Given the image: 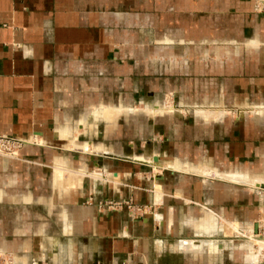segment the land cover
<instances>
[{"label": "crops", "instance_id": "crops-1", "mask_svg": "<svg viewBox=\"0 0 264 264\" xmlns=\"http://www.w3.org/2000/svg\"><path fill=\"white\" fill-rule=\"evenodd\" d=\"M140 56L194 73L176 85L182 106L187 89L197 98L189 117L151 126L163 146L138 153L109 139L137 119ZM5 135L28 142L0 155V264H264L250 244L264 220L256 0H0ZM92 195L156 205L133 218L85 204Z\"/></svg>", "mask_w": 264, "mask_h": 264}, {"label": "rangeland", "instance_id": "rangeland-1", "mask_svg": "<svg viewBox=\"0 0 264 264\" xmlns=\"http://www.w3.org/2000/svg\"><path fill=\"white\" fill-rule=\"evenodd\" d=\"M264 1L261 0H256V11L257 12H264ZM141 35L143 34V32H140ZM144 34H146L144 32ZM146 44V43H145ZM189 62L191 61L190 65H194L196 63V57H191L188 58ZM140 79L139 81L141 82L142 86H141V100L140 102L137 104V110L135 111V115L137 117V119L134 120H129L130 117H128V115H124L123 119L121 121H119L120 123L118 125H120L121 128H123L122 130V134L121 135H115V136H111L114 132L110 131V139L109 142L111 143H115L118 146H120L121 148H123L124 150H128V148L131 146V144L133 145L134 149L136 152H141L143 150V148L147 147V146H152V145H156V147L159 146H163L165 142L164 138L162 139V141H159V137L154 138V134H152L151 132V126L153 128L155 123H159L160 126H162L161 128L163 129L162 131L164 132L165 128L171 126L170 123H172L171 121H174L175 119H178L179 116H186L189 117L192 113H194V103H196V95H195V88L193 89V92L190 90H186V94L188 97L189 103L185 106V105H181V87H177V82L176 81H184V80H188L191 82H195L196 77L194 75V73H190L187 72V75L184 77L183 75L179 74L178 71L181 70L180 65H173V67L168 64L167 67L165 66H158L155 63H150L148 62V58L145 57H141L140 56ZM188 62V61H187ZM190 67V66H189ZM152 69V72L149 74V70ZM164 75V80L161 77V75ZM168 76L166 77L165 75ZM164 84H168L171 85V88H166L164 87ZM180 86V84H179ZM173 87V88H172ZM176 87V88H175ZM183 92H185V90H182ZM112 93V95H114V97H119V91L118 90H109V95ZM186 94H184V97L186 96ZM129 92L125 91L124 93V97H129ZM159 102L161 103V106H172L173 107V111H166L165 112H171L172 114H165V115H157V116H152L149 115L148 113H146L143 109H144V103H155V102ZM191 101V102H190ZM180 109V110H179ZM175 112V113H173ZM131 116V115H130ZM171 118V121H170ZM176 121V120H175ZM164 134V133H163ZM15 140V139H14ZM130 145V146H129ZM21 146V145H20ZM20 146L16 147L13 149V151L15 149H18ZM3 152V153H2ZM11 152V151H10ZM0 155L1 156H5V157H9L10 155H6V153L4 151H2L0 149ZM164 171L162 172V175H164ZM161 174V173H159ZM108 203V204H107ZM107 203H101V205L99 206V210H103L104 209V205L106 204V206L108 207V209L110 206L116 207L117 209L121 208H126L127 210H130L128 208V206H133L135 204L128 202V203H123L121 205H113L110 202ZM110 203V204H109ZM85 204L89 205L90 203L85 202ZM138 207L141 209L139 211L136 212V214H139L140 218L141 216L147 214V210H150L153 212L154 210V206H150L148 204H143V205H138ZM124 210V209H123ZM126 211V210H125ZM132 217V216H131ZM259 222V221H257ZM263 223V222H261ZM247 235H249V233H247ZM250 236V235H249ZM260 236V235H259ZM238 238L243 239V236H236ZM261 237V236H260ZM245 239V238H244ZM246 240V239H245ZM250 244L253 247V251L255 252L256 255V249L254 248L253 245V241L252 239H250ZM262 240L264 241V237H262ZM240 242V241H239ZM252 242V243H251ZM261 256H264V252L262 254H260V256H253V258H256V260L258 261L259 258Z\"/></svg>", "mask_w": 264, "mask_h": 264}, {"label": "water", "instance_id": "water-1", "mask_svg": "<svg viewBox=\"0 0 264 264\" xmlns=\"http://www.w3.org/2000/svg\"><path fill=\"white\" fill-rule=\"evenodd\" d=\"M35 134V133H34ZM0 137H5V138H9V139H16V138H14V137H12V136H10V135H5V136H0ZM17 140V139H16ZM19 141V140H18ZM21 143V146L18 148V149H15L14 151H11V152H6L7 154H9L10 156H13L14 158H18L19 157V152H20V150L22 149V147H24V146H26V144H24L23 142H20ZM83 150V149H82ZM87 152V151H86ZM91 152H93V151H91ZM90 152V153H91ZM155 161L157 160V157H154L153 158ZM138 162V161H137ZM96 167H98V166H96ZM89 171H95V172H97V173H102V172H99V171H96V169L95 168H93V169H91V170H89ZM102 176H103V173H102ZM262 188H264V186H261ZM93 197V195L91 196V198ZM89 201V205H91V206H95L96 208H97V210H99V206L101 205V203L103 202V203H107V202H110V203H112V204H123V203H128V202H131V203H133V204H135L136 206H138V205H143L142 203H137V202H134V200H132V198L131 197H127V198H116V199H114V198H111V197H108V198H106V197H104V198H96V200L95 199H91V200H88L87 199V197H85V199H84V203L85 202H88ZM104 206V209L103 210H101L102 212H107V211H115V210H126V211H130V210H127L125 207L124 208H119V209H117L116 207H113V208H111V209H108V207L106 206V204H103ZM148 205H150V206H154V205H156V203H150V204H148ZM146 212H152V211H146ZM139 217V214H136L135 213V218H138ZM261 222H264V220H261ZM258 224L256 223L255 225H254V231H255V233H258ZM32 261H35V260H32ZM32 261H31V263H32ZM36 262V261H35ZM37 264H40V263H38V262H36Z\"/></svg>", "mask_w": 264, "mask_h": 264}, {"label": "built area", "instance_id": "built-area-1", "mask_svg": "<svg viewBox=\"0 0 264 264\" xmlns=\"http://www.w3.org/2000/svg\"><path fill=\"white\" fill-rule=\"evenodd\" d=\"M21 143L17 140L14 139H9V138H5V137H0V149L4 152H10L13 151L14 148L20 146ZM108 204V203H107ZM110 204V203H109ZM113 205H121V204H113ZM134 206L136 205H131L128 206V208L130 210H132L133 208H135ZM138 207V206H137ZM109 208H113V206H110ZM141 210L139 207L135 208V213L137 211ZM258 235H260L261 237H264V222L261 223L258 227ZM31 264H37L35 261H32Z\"/></svg>", "mask_w": 264, "mask_h": 264}, {"label": "bare ground", "instance_id": "bare-ground-1", "mask_svg": "<svg viewBox=\"0 0 264 264\" xmlns=\"http://www.w3.org/2000/svg\"><path fill=\"white\" fill-rule=\"evenodd\" d=\"M261 1H264V0H261ZM264 3V2H263ZM170 109H173L172 106H170ZM16 140V139H15ZM19 140V142H28L27 140H24V139H17V141ZM3 153V152H2ZM6 153V152H5ZM7 155V153H6ZM9 155V154H8ZM10 157H13V156H10ZM135 208H138L137 206H134ZM135 208H133L132 210L128 211V213L130 214V216H132L133 218H135ZM258 226L261 224V220H259V222L257 223ZM251 239L254 240L253 242L256 243L257 247L259 248V250L261 252H264V241L262 240V237H260L258 235V233H255V231L253 232V234L251 235Z\"/></svg>", "mask_w": 264, "mask_h": 264}]
</instances>
